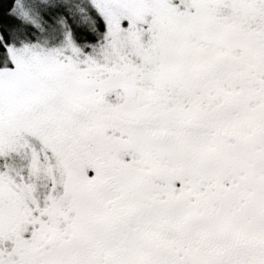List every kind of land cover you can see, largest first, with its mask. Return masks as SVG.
I'll list each match as a JSON object with an SVG mask.
<instances>
[{"label":"snow or ice","instance_id":"obj_1","mask_svg":"<svg viewBox=\"0 0 264 264\" xmlns=\"http://www.w3.org/2000/svg\"><path fill=\"white\" fill-rule=\"evenodd\" d=\"M0 264H264V0H0Z\"/></svg>","mask_w":264,"mask_h":264}]
</instances>
